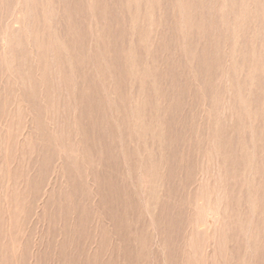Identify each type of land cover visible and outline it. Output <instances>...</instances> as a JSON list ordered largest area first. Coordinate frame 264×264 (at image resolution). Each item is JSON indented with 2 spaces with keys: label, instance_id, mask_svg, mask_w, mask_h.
<instances>
[{
  "label": "rangeland",
  "instance_id": "1",
  "mask_svg": "<svg viewBox=\"0 0 264 264\" xmlns=\"http://www.w3.org/2000/svg\"><path fill=\"white\" fill-rule=\"evenodd\" d=\"M0 264H264V0H0Z\"/></svg>",
  "mask_w": 264,
  "mask_h": 264
},
{
  "label": "bare ground",
  "instance_id": "2",
  "mask_svg": "<svg viewBox=\"0 0 264 264\" xmlns=\"http://www.w3.org/2000/svg\"><path fill=\"white\" fill-rule=\"evenodd\" d=\"M15 19H17V18H15ZM15 21V20H14ZM2 36H3V34H2ZM3 38V37H2Z\"/></svg>",
  "mask_w": 264,
  "mask_h": 264
}]
</instances>
